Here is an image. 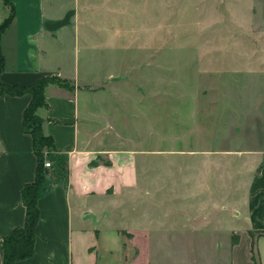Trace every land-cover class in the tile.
<instances>
[{"label":"crops","instance_id":"obj_1","mask_svg":"<svg viewBox=\"0 0 264 264\" xmlns=\"http://www.w3.org/2000/svg\"><path fill=\"white\" fill-rule=\"evenodd\" d=\"M7 3L10 14L13 13L0 36L3 57L0 82L29 85L45 76H59L70 79L75 86L70 95L58 93V85L49 84L45 88L47 108L39 109L38 113L45 119L43 129L53 138L55 150L49 155L47 189L37 200L38 234L33 255L13 264H199V260L207 259L205 249L207 252L208 249L203 248L205 238L201 233L205 213L198 215L204 221L200 224H152L150 210L155 202L141 201L146 191L139 189L143 165L150 166L152 160H142L137 149L110 144L105 136L107 122L100 127L91 123L98 116L106 119L104 110L95 112L87 102L91 89L107 81L109 66L106 58L97 57L107 49L106 44L91 41L89 31L96 29L91 22L95 20L100 26L104 20L101 19L105 16L99 13L108 2L7 0ZM251 3L259 5L264 22V0ZM93 10L99 13L93 14ZM2 11L0 22L8 16L6 9ZM30 100V94L0 95V257L3 237L24 224L21 190L35 178L37 160L22 120ZM261 139L258 150L251 153L256 160L244 165L249 167L248 172L251 170V176L240 199L235 197L236 185L228 189L233 199L227 202L225 208L229 211L225 215L229 230L238 239L225 249L220 244L211 245L213 264H254L252 244L258 263L264 264ZM194 161L198 162V158ZM147 192L150 196V190ZM125 204H131V211L124 210ZM204 207L202 203L199 210L204 212ZM235 220L240 221L239 227L229 225ZM208 224L218 230L223 223L218 217ZM123 227L131 229L126 250L124 234L119 231ZM252 233L257 235L252 238ZM172 237L180 239V243L187 240V244L195 245L185 248L183 255L181 249L169 246Z\"/></svg>","mask_w":264,"mask_h":264},{"label":"rangeland","instance_id":"obj_2","mask_svg":"<svg viewBox=\"0 0 264 264\" xmlns=\"http://www.w3.org/2000/svg\"><path fill=\"white\" fill-rule=\"evenodd\" d=\"M106 1L104 13L91 11L105 17L100 26L91 22L96 29H90L89 39L106 44L97 57L107 59L108 77L91 89L86 101L91 110H104L106 119L98 116L91 123L100 127L107 122L110 144L137 149L142 160H152L143 165L139 182L146 191L141 201L155 202L152 224L205 221L201 233L207 259L199 262L213 264L211 245L225 249L238 239L225 215L233 199L228 189L236 185L240 199L251 176L244 165L256 160L251 153L258 150L260 135L264 146V22L259 5L251 0ZM3 8L9 15L10 5L0 0L1 15ZM58 78L65 84L55 87L57 92L73 93V82ZM202 203L205 210L212 205L201 212ZM124 210L131 211V204ZM199 213H205L204 221ZM218 217L223 224L215 230L208 223ZM119 231L126 250L131 229ZM187 242L172 237L169 246L185 255V248L195 245ZM252 254L257 259L255 248Z\"/></svg>","mask_w":264,"mask_h":264},{"label":"trees","instance_id":"obj_3","mask_svg":"<svg viewBox=\"0 0 264 264\" xmlns=\"http://www.w3.org/2000/svg\"><path fill=\"white\" fill-rule=\"evenodd\" d=\"M4 2H7V0H4ZM12 13L0 22V36L12 19ZM2 67L3 57L0 52V72ZM49 83L63 86L65 80L59 79L56 76H45L29 85H8L0 82V95H31V100L23 111L22 120L24 131L31 136L32 149L37 160L34 180L25 184L21 190V200L25 206L24 224L13 228L3 237V251L2 257H0V264H13L17 260H23L33 255L34 240L38 234L39 209L37 207V200L47 189L45 182L48 168L44 166L45 158L47 157L45 153L49 150L51 152L55 150L53 138L43 131L45 119L38 113L39 109L47 108L45 88ZM55 121L69 123V120ZM253 249L254 246L252 247V251ZM254 259L252 254V260ZM256 262L259 264L258 261Z\"/></svg>","mask_w":264,"mask_h":264},{"label":"built area","instance_id":"obj_4","mask_svg":"<svg viewBox=\"0 0 264 264\" xmlns=\"http://www.w3.org/2000/svg\"><path fill=\"white\" fill-rule=\"evenodd\" d=\"M44 166L47 167V168H49L51 166L50 161L49 160H45Z\"/></svg>","mask_w":264,"mask_h":264}]
</instances>
